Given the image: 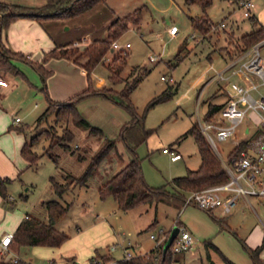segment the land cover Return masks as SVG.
<instances>
[{"label":"rangeland","instance_id":"1","mask_svg":"<svg viewBox=\"0 0 264 264\" xmlns=\"http://www.w3.org/2000/svg\"><path fill=\"white\" fill-rule=\"evenodd\" d=\"M1 1L28 8L47 2ZM109 3L120 15L137 8L144 10L140 25L132 24L119 38L113 40H117L122 51L127 53L124 63H117L121 68V78L129 81L140 78L130 94L132 109L114 99L97 95L81 101L77 106V112L90 126L79 123L72 112L68 120L63 116L57 117L53 112L47 119L37 123L35 119L47 107L42 99L34 115H28L18 124L13 123L22 127V131L13 128L17 131L7 132V128L0 134L8 149L18 150L12 158H23L18 145L20 139L29 141L37 134L39 136L34 149L37 155L43 154L33 169L23 167L21 178L25 184L19 180L10 185L8 193L14 198V206L6 203L0 205V233L8 231L13 212H30L46 220L48 211L43 201L56 199L64 204L70 203L68 211L56 223V227L68 235L61 245L53 248L45 245H20L16 250L10 248L7 253L0 247V264H62L66 258L72 257L79 264H91L92 256H96L94 259H102L104 263L122 264L124 247L128 246L134 255L140 252L145 254L157 246L158 238L165 236L163 241L166 240L176 225L190 232L193 243L190 250L176 253L172 264H226L225 257L237 264H254L242 243V239L256 224L264 228L260 220L264 221V205L254 197L252 200L258 215L247 204V207L240 208L231 217H222L218 209L211 214L193 204L178 207L165 202L145 203L125 211L119 208L113 195L103 199L99 193V186L134 157L140 159L144 178L150 186L166 185L169 190L172 189L174 177L184 176L188 169L199 167L201 157L195 137L191 134L182 135L192 125H200L199 118L205 121L204 103L217 87L215 92L232 90L231 82L239 81L237 76L230 74L231 71L226 72L228 79H211L215 70H209L208 67L213 64L216 70H222L227 66L229 56L225 49L234 48L233 42L238 39V35L247 31L253 19L244 14V8L238 0H214L207 9L214 24L224 21L227 28H233L236 33L230 37L231 42H225L223 30L219 32V29L212 28L204 38L193 27L190 16L203 13L199 4H187L186 0H109ZM116 17L108 7L107 0L76 16L47 18L44 21L52 24L48 27L52 28L53 33L58 29L66 35L67 40L80 38L79 41L84 44L86 41L82 38L87 31L91 35L90 39L107 37L108 27ZM172 25L179 27L175 35L168 31ZM127 42L130 43L129 47H126ZM72 46L84 48L76 43ZM113 51L115 53L117 50ZM259 51L264 58V43L260 45ZM151 57L156 60L152 61ZM111 59L112 52H109L92 70L91 81L96 89L112 87L121 91L125 87V80H112L108 67ZM16 65L29 79H42L39 72L25 61H17ZM65 71L63 63V74H66ZM170 76L172 80H169ZM7 77L10 83L12 79L22 82L20 89L7 100L9 104L17 105L24 97L22 90L25 81L18 75L7 74ZM170 87L174 91L171 99L146 110L155 96ZM39 94L43 96L41 92ZM224 97L225 94L221 93L219 100ZM19 107L23 108L22 105ZM144 113L143 124L135 121L136 115ZM247 124L252 130L255 127L264 129L258 116L251 113L240 125L237 134L225 140H218L215 131L211 130L217 148L224 157L245 136L243 128ZM91 127H97L98 130L92 131ZM146 130L151 132L146 134ZM67 131H71V137ZM110 142L114 146L95 166L86 184L74 186L70 183L67 174L81 177L92 158ZM176 151H180L182 157L173 160L172 155ZM50 155L58 157V161H54ZM7 171L11 173L12 170ZM50 176H54L60 184H68L70 188L59 195L50 182ZM21 193L24 194L22 197ZM152 233L156 238L151 237ZM250 241L247 243L252 246L253 239ZM113 246L115 249H112ZM261 258L264 259V250ZM68 261L74 264L71 259Z\"/></svg>","mask_w":264,"mask_h":264},{"label":"trees","instance_id":"2","mask_svg":"<svg viewBox=\"0 0 264 264\" xmlns=\"http://www.w3.org/2000/svg\"><path fill=\"white\" fill-rule=\"evenodd\" d=\"M106 1L107 0H47L44 5L28 8L26 6L0 0V71L16 75L21 74L22 72L15 64V61L18 60L25 61L39 72L43 81L42 89L48 100V107L39 115L36 120L37 123L47 119L53 112L57 117L63 116V118L68 120L69 115L72 112L75 114L79 123L83 122L90 126V123L82 118L77 112V106L81 101L97 95L114 99L116 102L132 109L130 94L140 82V78L132 79V81L121 78V68L119 69L117 63L119 62L120 65L121 63H124L127 53L122 51V49H118L114 53V51H112L111 43L114 39L119 38L127 29H129L132 24L140 25L143 18L142 8H137L123 17L114 19L108 27L107 37L95 38L83 49L75 48L71 43L63 46H56L45 52L42 60L43 62L31 60L26 57L23 52L12 50L6 45L4 38V31L19 17H31L41 21L47 18L72 17L92 8L100 2ZM213 2L214 0H186L187 4H199L202 8L203 13L201 15L190 16L193 27L201 34H208L213 28L214 22L207 13V8ZM262 40H264V25H260L235 40L233 42L234 48L228 51L229 56L233 60ZM109 52H112V59L108 64V67L111 70L110 76L112 80L114 82L125 80V87L121 91H116L112 87L96 89L91 81L92 70L97 64L102 62L103 58ZM62 57L73 60L87 70L88 86L65 100H55L50 97L46 85V80L52 74L53 70L47 68L45 62L50 58ZM83 59L86 61L82 62ZM135 68L136 67L133 69ZM173 94L174 91L171 87L165 89L161 94L155 96L149 102L146 110H149L158 103L171 99ZM223 106L224 103L218 104L210 101L208 109L204 115L205 120L215 121L217 119V114ZM145 114L146 113L141 116L136 115L135 121L143 124ZM10 128H16L18 131L23 130V128L19 126H11ZM91 128L92 131L98 130L97 127ZM67 132L69 133V137H71V131ZM150 132L151 130L145 131L146 134H149ZM187 134H191L195 137L198 145V152L201 157V163L196 169H188L186 175L174 177L171 190L166 188V185L150 186L144 178L140 159L134 157L99 186L101 198L104 199L109 195H113L118 201L119 208L125 211L145 203L158 204L160 202H165L181 207L184 205L185 198L190 192L227 181L229 176L224 164L212 149V146L205 137L200 126L198 124L192 125L182 137ZM38 136L39 134L33 136L29 141L26 140L21 149V154L27 159L29 166L36 165L43 155H37L34 149V144L36 143ZM112 146H114V143L110 142L100 150L92 158L87 171L81 177L78 178L74 177L72 174H67L66 178H70V183L74 186L78 184H86L87 179L92 174L95 166L105 157ZM248 146V141H240L233 150L229 152L225 159L229 163L233 162L242 151L248 149ZM50 157L54 161H58V157L54 155H50ZM50 180L52 186L59 195H62L70 188L68 184H60L54 176H51ZM11 181L12 179L9 177H0V195L3 197L4 203L13 207L14 201L9 197L8 193V184L11 183ZM43 204L48 211V218L43 220L31 213H27L13 233V246L15 248L20 245H45L56 247L61 245L68 238V235L64 231H61L56 227V223L59 218L68 211L70 203L64 204L59 200L52 199L43 201ZM209 212L212 214L211 211ZM165 241L166 240L144 255H136L129 260H122L121 263L172 264L176 253H174L172 245L166 252L163 251ZM242 243L254 264H264V260L261 258V252L264 250V240L256 247L249 246L244 240H242ZM95 257L96 256L92 257V261ZM225 261L226 264H237L235 261L227 257H225Z\"/></svg>","mask_w":264,"mask_h":264},{"label":"crops","instance_id":"3","mask_svg":"<svg viewBox=\"0 0 264 264\" xmlns=\"http://www.w3.org/2000/svg\"><path fill=\"white\" fill-rule=\"evenodd\" d=\"M253 1H254L255 5H254L253 10H252V15L250 16V18L253 19L252 25L248 26L247 31L238 35V38L241 35L248 33L250 31H252L253 29L259 27L260 25H264V2H263L264 0L263 1L262 0H258V1L253 0ZM238 2H239V0H238ZM109 4L110 3L108 0V7H110L113 14L117 15L116 18L123 17L126 15V14L125 15L124 14L123 15L118 14V12H117V10H115L114 6H111ZM220 22H224V21H217V22H215V24L220 23ZM49 23H50L49 21H44V20L41 21V20H38L36 18H31V17H19V18L15 19L9 25V27L4 31V38H5L6 45L9 48H11L12 50L23 52L25 54V56L31 60L43 62L42 60H43L45 52L56 47V46H63V45H66L68 43H71V44L76 43L78 45H81L82 47H86L88 44H90V42L93 39H95L94 37H93V39H90L91 35L87 31L86 35L82 38V39H85V41H86L84 44L79 41V40H81L80 38L67 40L66 35L63 34V32H61L60 30L57 29L53 33L51 30L52 28L48 27V25L52 26V24L51 23L49 24ZM87 27L89 28L88 30H90L91 27L89 25ZM221 30H223L225 32V42L230 41L231 40L230 37H232V36H234V34H236L235 30L233 28H231V29L227 28V24L224 28H220L218 31L220 32ZM218 31H216V32H218ZM202 35H204V38H205V35H209V34H202ZM96 38H104V37H96ZM64 40H66V41H64ZM263 43H264V41H263ZM230 49L231 48L225 49L228 56H229L228 51ZM17 61L18 60L15 61V64ZM85 61H86L85 59L82 60V62H85ZM231 61H232V59L229 56V61H228L227 65ZM63 63L66 66V70H67V71H65L66 74H63ZM45 66L47 68L53 70L52 74L46 80V85H47V90H48L50 97L55 99V100H65V99L73 96L74 94L82 91L83 89H85L88 86V78H87L86 69L82 65H79V64H77V63H75V62H73L67 58H64V57H62V58H50L48 61L45 62ZM225 68H226V66H225ZM208 69L209 70H211V69L215 70V73L217 71H220V70H216V68L213 64H211L208 67ZM67 72L70 73L71 75H69ZM0 74L5 76L7 79H8L7 74L12 75V73H5L3 71H0ZM230 74L235 75V76H237V78H239V81H234V82H238L241 84H245L247 82L245 72L237 70L235 72L231 71ZM17 75L21 76L22 79L25 81L24 90H22L24 92L23 93L24 97L20 99V102L17 105H11L7 102L8 98L13 93H15L18 89H20V87L22 85L21 80L12 79V82L9 84V86L4 88V92H2L1 97H0V134L5 132L7 130V128H8L7 132L17 131V130L10 128L11 126H18V125H15L16 123L13 124L15 116H19L21 118L20 122H23L24 119L28 115H30V114L34 115L37 108H39V106L41 105L42 99L45 102V104L47 103V107H48V100H47L45 92L42 89V87H43L42 79L40 77L35 78V79H29V77L27 75H25L24 73L17 74ZM17 75L13 74V76H17ZM63 75L65 77L64 80H63ZM228 78H229V76H227L225 79H228ZM251 78L257 82L259 80L256 76H251ZM211 79H213V77ZM263 87L264 86L261 87L262 91H263ZM22 89H23V87H22ZM217 89H218V87L213 91V93H211L208 96L207 100L205 101L204 104H206V111L208 109L210 101L213 103H218V104H223V103L225 104L227 102V100L230 96V94H229L230 92L226 89L222 90L220 92H218V91L215 92ZM38 91L41 92L43 94V96L40 95ZM221 93L225 94V97L223 99L219 100V96L221 95ZM31 101H32V103H31L32 105L28 106V103ZM19 105H22L23 108L19 107ZM24 106H26L28 108L24 109ZM21 112H22V114H21ZM37 118L35 120H37ZM219 119H220V113L217 114L216 120L218 121ZM262 130H263L262 128H257V127H255L252 130L251 126L247 124L243 128V134L245 136L241 139H244V140L248 139V140L252 141ZM24 143H25V138H22L19 140L18 145L20 147V152H21V149H22V146L24 145ZM17 152H18L17 149L16 150L8 149L3 144V139L0 138V157H3V158H0V177H9L12 179L11 183L8 184V190H9L10 185H12L14 181L20 180L21 183L25 184V180H23L21 178V173H22L24 166L26 169H29V168L33 169L38 164L37 163L36 165L29 166V162L27 161V159H25L23 157V155H22L23 158H17V157L12 158L11 156L14 155L13 153H15V155H17ZM176 154H180V157L174 158V156ZM181 157H182V154L180 153V151H176L172 155L173 160L179 159ZM9 169L12 170L11 173H9L7 171ZM50 182H51V180H50ZM20 195L22 197L24 194L21 193ZM9 197L14 200V198L11 195H9ZM256 199L258 200L259 203H262L260 199H258V198H256ZM3 203H4L3 197L0 195V205H3ZM246 205L247 204L244 200L239 199L237 206L232 210V212H230L228 215H225V216L231 217V215L236 213V211L239 210L240 208L247 207ZM27 213H30V212H25V213L22 212L21 214H18L17 212H13L11 223L8 224L9 229H8V231H3L0 233V239L2 238L3 235H5L7 233L13 234L15 232L17 226L20 224V222L26 216ZM225 216L222 215V217H225ZM222 222L228 226V223L226 221L223 220ZM262 225H263V223H262ZM228 227L230 228V226H228ZM251 239H253V242L251 243V245H252L251 247H256V246L260 245L264 240V228L262 226L256 224L254 226V228L248 232V234L246 235V238H244V241L246 243L248 241L251 242L250 241ZM9 247L11 249L14 248V250L19 248V247L15 248L13 246V240H12ZM147 252H145V253H147ZM140 254L142 255L144 253H142V252H140L139 254L136 253V255H140ZM92 257H94V256H92ZM68 259L69 260L71 259L72 261H74V264H79L77 262V260L74 259L73 257L72 258H66L64 263H62V264H71V263H68L69 262ZM91 260H92V258H91Z\"/></svg>","mask_w":264,"mask_h":264},{"label":"built area","instance_id":"4","mask_svg":"<svg viewBox=\"0 0 264 264\" xmlns=\"http://www.w3.org/2000/svg\"><path fill=\"white\" fill-rule=\"evenodd\" d=\"M240 5L244 8V14L248 17L252 15V10L255 5L253 0H239ZM226 26L225 22H220L213 25V28L220 29ZM171 35H175L179 31L177 25H172L168 29ZM264 40L255 44L252 48L233 59L225 69L217 71L214 78L225 79L226 72L237 70L246 73L245 84L231 82L232 90H228L230 96L227 102L220 110V119L217 121H202L199 118L200 128L205 137L209 141L212 148L222 160L226 172L229 176L228 180L222 183L210 185L199 190L190 192L184 201V207L188 204L196 205L202 209L214 212L219 209L220 213L228 215L237 206L239 199H242L257 213V209L253 203L252 197L261 200L264 205V129L249 142L248 149L242 151L241 154L229 163L220 153L217 148L214 136L211 130L215 131L218 140H225L228 137L234 136L239 131L240 125L245 121L248 115L255 113L258 116L260 124L264 126V91L261 87L264 86V58L261 57L259 47ZM130 43H126L129 47ZM112 50L121 49L117 40L112 42ZM155 61V57H151ZM251 76H256L259 80L254 81ZM164 79H167L163 76ZM173 77L170 76L169 80ZM10 84L9 80L0 74V97L4 88ZM258 94L259 96H257ZM21 121L19 116H15L14 123ZM245 132V131H244ZM241 139L237 142L243 141ZM180 157L176 154L174 158ZM260 218V216H259ZM264 225V221L260 218ZM152 238H156L155 234H151ZM162 239L157 240L159 245ZM13 240V234L7 233L0 239V246L4 253L10 251V244ZM192 236L184 227L180 231L172 243L174 253H181L190 250L192 247ZM115 249V246L112 247ZM124 260H129L136 256L128 250V246L123 248ZM15 262L18 260L15 258ZM91 264H108L102 259H94Z\"/></svg>","mask_w":264,"mask_h":264},{"label":"water","instance_id":"5","mask_svg":"<svg viewBox=\"0 0 264 264\" xmlns=\"http://www.w3.org/2000/svg\"><path fill=\"white\" fill-rule=\"evenodd\" d=\"M179 231H180V227L177 226V225L172 228V230L170 231L169 236L167 237L166 241L164 242V245H163V251L164 252H166L170 248V246L172 245L174 239L178 235Z\"/></svg>","mask_w":264,"mask_h":264}]
</instances>
